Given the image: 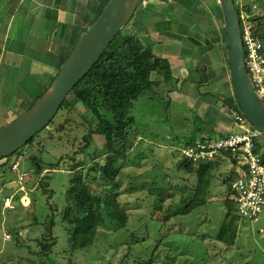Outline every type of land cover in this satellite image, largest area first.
<instances>
[{"label": "rangeland", "instance_id": "rangeland-1", "mask_svg": "<svg viewBox=\"0 0 264 264\" xmlns=\"http://www.w3.org/2000/svg\"><path fill=\"white\" fill-rule=\"evenodd\" d=\"M149 1L144 0L142 3L146 9H142V5H139L130 21L123 27V33L131 34L134 29L138 31L141 22L148 20L145 19V14H149L148 10L150 9H152L150 14H155L154 16L158 18L162 16L167 18L170 13H174V8L171 12L167 11V8H171L169 1L153 0L152 3H149ZM196 2L198 12H196L197 14L194 12V20L199 27L195 29V36L201 40L204 37H209L214 42L213 49L216 51L219 48L220 50V53L215 54L217 62L222 57L225 58L224 77L220 81V84H222L221 89L217 91V89H213L214 85H212L211 91L219 93L222 91L224 92L223 94L220 93L222 98L229 97L233 93L228 75L226 34L219 0H196ZM234 2L239 13L248 16V20L254 26L255 31L259 34H264V0H234ZM152 4H154L155 8H153ZM141 16L143 17L141 18ZM146 24L145 31L147 35L153 37L154 40L158 39L161 34L156 32L154 24L148 21ZM2 26L0 23V32L3 31ZM39 36L46 45L49 44V38L45 33L43 34L42 32ZM54 41H58L56 42L57 44L62 42L55 36ZM14 46L18 45L15 44ZM22 47L24 48L23 45ZM11 49H13L12 46ZM32 53V50L26 48L25 58L33 55ZM9 55L11 54L9 53ZM167 74V69H162L159 72L152 73V78L160 80ZM25 85L27 86L28 83ZM163 87L164 89L160 86L157 91L149 90L141 94L135 103V108L132 109V114L135 116V123L132 129L134 130V139L130 137L132 138L130 144H133L127 154L126 160L128 163L123 167V175L119 179L121 181V186L119 187L121 193L118 196L120 203L127 204L129 209V219L125 227L126 229H121L118 233L114 234L100 230L103 241H100V244L91 253L85 254L83 250L68 253V234L58 216V224L54 228L56 243L50 254V260L44 257L45 255L41 252L38 244H33L29 240L27 243V241H22L19 238H17L16 244L15 233L27 229L34 217L42 221L48 212V206L45 204V200H43V195L38 191L40 183L48 182V178L41 177L45 170L40 175L33 174L32 168L34 167L30 161L31 156L29 153H33L35 150L26 144L14 154L4 158L5 165H0V264H264V210L257 222H242L239 225L238 237L243 240V243L229 250L223 246L214 247V239L210 236L216 232L223 216L224 209L223 206L221 207L220 202L217 200L209 202L207 204L209 212L206 215L201 214L204 212L205 206L199 209L196 208L193 212H187L196 204H189L188 202L192 194L191 187L193 188L196 179L193 173L188 174L185 166L182 167V164L178 165L180 163L179 160L177 161V158L180 157L179 149L186 143L191 142L189 138H191L190 134L192 133L188 132V128L193 124H197V120L192 119L190 121L188 119V115L192 117V114L185 107H183L185 115H175V109L179 111L180 109L174 107V104L168 101V92L166 93L168 84L163 85ZM28 89L33 90V87L29 86ZM39 91V89L36 90V94H34L36 98L40 94ZM11 102L12 100H9L7 104L3 102L0 104L1 118H6L4 123L23 112V110H20V112L19 108L15 104L12 105L13 103ZM72 104L73 109L71 112L67 113L64 109L63 111L60 110L55 116L54 122L49 128H54L55 124L57 126L63 120L65 121V127H63L60 133L56 130H50L52 131L51 137L53 138H47L48 141L43 143L45 148L41 155L44 161L53 159L54 163L57 159H62L56 171L49 177L50 181L48 184L54 189L55 194L53 197L51 195L50 199H46L49 206H51V210L53 209L56 214H58V211L65 204V199L62 198V195L67 186L68 165L77 160H84L86 169L87 165L92 163L94 159H92V156L103 160L102 154L104 148L100 137L94 134L86 145L87 141L82 137L86 134L87 127L92 122L91 118L86 117L84 113L85 109L80 103L72 102ZM67 117L73 118V123L65 119ZM46 133L45 129L39 131V135L37 134L35 141L41 139ZM53 139L57 140V143ZM260 141L264 142V134H261ZM36 144L34 147H37ZM79 149L81 152L78 151ZM87 149L91 152L92 156L88 155L89 152L86 154L88 156L85 155L83 150ZM261 151L264 152V143L262 144ZM95 152L96 154H94ZM77 153L78 155L76 156ZM19 154L22 155L19 165L21 170L26 172V175L24 177L23 189H20L21 191L18 193L14 192L15 188H9L7 184L3 185L2 178L13 176L10 164ZM34 155V157L37 156V154ZM72 155L75 157L74 160L68 158ZM173 161H176L175 165ZM220 169L223 170V167ZM208 172L213 174L214 179L212 184L216 183L220 185L222 183L219 175L215 177V172L212 170H208ZM48 173H51V171ZM190 174L192 175L190 176ZM153 176L165 178V181H162V183L166 184V186L170 182L169 192L174 198H167L168 200L165 201V205H172L174 207L178 199L183 197L182 194H186V202L183 209V212L186 213L179 216L177 227H170V222H166V217L170 212L164 206L155 208L151 205L153 199H150V207H144L146 203L142 200H139L137 204L134 198H138L137 196L141 190L134 192L132 195H127V191L131 189L129 187L130 184H128L129 180L137 177L135 183L131 184L135 185L134 188H139L143 184L149 185V178ZM98 179L99 177L96 178V181ZM231 180L222 183V185L226 184L227 190L230 189ZM86 181L88 182V180ZM89 184L93 190H96L95 182L89 180ZM16 188L18 189L17 185ZM98 190L103 189L98 188ZM22 195H25L24 198H22ZM27 196L36 199L34 204H32L33 201L31 202V199L28 205L23 204L22 201L27 202L29 200ZM46 196L48 195L46 194ZM140 196L142 194L139 195V199H141ZM4 197H11V202H16V204L3 208L2 199ZM140 204L141 207L137 208L136 206ZM221 208L222 210H220ZM214 212L216 213L214 214ZM169 227L171 229H168ZM4 233L10 234L12 238L5 239ZM30 240L34 241L32 238ZM135 240H138L139 243L134 244V246L138 245L130 253L125 242ZM50 242L51 239H48V244ZM209 244L212 245V249L209 248ZM148 260H151L150 263H147Z\"/></svg>", "mask_w": 264, "mask_h": 264}, {"label": "trees", "instance_id": "trees-1", "mask_svg": "<svg viewBox=\"0 0 264 264\" xmlns=\"http://www.w3.org/2000/svg\"><path fill=\"white\" fill-rule=\"evenodd\" d=\"M153 8H155V6ZM193 25H196V23H193ZM157 28L159 30L175 31L176 23L170 19H165L157 23ZM122 30L123 28L114 36L98 61L75 84L57 111L58 113L60 110L63 111L65 109L66 112L69 113L73 109L72 102L80 103L85 109L84 113L86 117H90L92 120L91 124L87 127L86 134L82 136L83 139L87 141L85 145L92 136L96 134L100 137L104 148L102 154L103 160L93 157L88 149L83 150L85 155L89 152L88 155L92 156V159L94 158L92 163L87 165L86 169L84 160H77L68 165L67 186L62 195V198L65 199V204L63 208L58 211V214H56L53 209L51 210V206H49L47 203L48 200L46 199H50L49 197L51 195L53 197L55 194L54 189L48 184L50 181L49 177L54 173V170L58 168L62 159L60 160L59 158L54 163L53 159L44 161L41 155L45 148L43 143L48 141L47 138H53L51 137L52 131L50 130H56L60 133L63 127H65V121L63 120L57 126L55 124L54 128H49L54 122V118L57 115L56 113L53 119L44 128L47 133L44 134L41 139L35 141L37 133L26 143L29 147L34 148L33 150H35V152L33 153L37 154V156L34 157L35 155L33 153H29L31 156L30 161L34 167V175H40L45 170L41 177H45V179L48 178V182H41L40 189H38L41 195H43L44 199H42L45 200V204L48 206V212L42 221L38 220L36 217L33 218V221L30 222L27 227V229H29L27 234L24 233L23 230L15 233V243L17 244V238H19L22 241H27V243L29 240L33 244H38L41 248V252L45 255L44 257L49 260L51 259L50 254L56 243L54 228L58 224V216L60 217L61 223L64 224L63 227L66 228L65 230L68 234V253L83 250L85 254L91 253L93 249L97 248L100 241H103L101 239L100 230H104L103 232L108 231L113 234L116 232L118 233V231L126 227L129 219L127 204H121L118 198L121 193L119 190L121 181L119 179H121L123 175V167L128 163L126 160L127 154L131 150L130 147L133 144H130V142L132 138L134 139V130L132 129L135 123V116L132 114V109L135 108L134 105L138 97L149 90L151 91L152 85L155 84L150 77L153 67L152 63L155 59L152 52L147 49L140 34L131 33L127 35L123 33ZM259 36L264 43V34L260 33ZM192 41L196 46L202 49V52H205L204 49H206V46L211 49L213 44L209 39H207L204 44H201L196 39H192ZM63 62H61L60 67ZM39 97H37V99ZM222 101L228 111H239V107L233 95L223 97ZM65 119H68L70 123L74 121L73 118L67 117ZM53 141L57 143V140L53 139ZM35 144L37 147H34ZM262 144L263 143L258 146L260 150L262 149ZM78 151L81 152L80 149ZM94 154H96V152ZM77 155L78 153L76 156ZM262 156L264 158V152H262ZM68 158L74 160L75 157L72 155ZM0 161L2 162L0 165L6 164L3 159ZM215 162L217 163L215 160L206 164L194 165L183 160L179 161V165L182 164V167L185 166L188 174L193 173L196 179H194L195 184L193 188L191 187L192 196L188 200L189 204L196 203L191 208L201 204H207L206 194L213 179V174H210L208 170L213 171L214 168L217 169V164ZM50 171L51 173H48ZM46 174L47 176H45ZM191 175L192 174H190V176ZM225 176L224 181L237 178V175L234 176L233 174H227ZM98 177L99 179L96 181ZM85 179L88 180V182ZM136 179L137 177H134L129 180L128 184H130L129 187H131V189L127 191V195H132L134 192L141 190L139 193V195L142 194V196H140L141 199H139V195L137 196L138 198H134L137 204L139 200H142L146 203L144 207H150V201L153 199L151 205L155 208L164 206L165 209L170 212L166 217V222H170V227H177L179 216L186 213L183 212L186 194H182L183 197L178 199L174 207L172 205H165V201L174 198L169 192L170 182L167 183L168 185L166 186V184L162 183V181H165V178L162 179L161 176H153L149 178V185L143 184V186L139 188H134L135 185L132 184L135 183ZM89 180L95 182L96 190L91 188ZM98 188L103 190H98ZM46 194L48 196H46ZM35 201L36 199L33 197L31 200L32 204H34ZM223 204L225 207L222 213L223 216L216 232L211 236L216 243L220 244V247L223 246L225 249L229 250L234 249L236 246H240L237 241L239 238V225L242 222L248 221H244L237 214L236 202L230 193ZM136 207H141V204ZM170 227L168 229H171ZM30 238L34 241H31ZM48 239H51L50 244H48ZM125 243L127 244L128 252L132 253L134 247L138 245L134 246V244L139 242L135 240L131 242L126 241ZM150 261L151 260H148L147 263H150Z\"/></svg>", "mask_w": 264, "mask_h": 264}, {"label": "crops", "instance_id": "crops-1", "mask_svg": "<svg viewBox=\"0 0 264 264\" xmlns=\"http://www.w3.org/2000/svg\"><path fill=\"white\" fill-rule=\"evenodd\" d=\"M1 1L0 23L3 25V31L0 32V104L2 102L7 104L9 100H12V105L15 104L20 111L28 109L37 99L34 95L36 90H40L39 97L49 87L61 62L64 61L71 51L70 49L73 48L89 24L94 21L107 0ZM152 1L150 0L149 3ZM167 1L171 7L167 8V11L171 12L174 8V13H170L167 18L164 16L158 18L154 16L155 14H150L152 9L148 10L149 14H145V19L148 20L141 22L138 31L134 29L132 32L142 36L147 49L154 55L155 61H153L154 65L152 64L150 77L155 84L152 85L151 91H157L160 86L164 89L163 85L168 84L166 88L168 89L166 91V93L168 92V101L180 109V111L175 109V115H185L183 113V107H185L192 114V117L188 115V119L190 121L192 119L197 120V124L188 128V132L192 133L190 134L191 138H189L191 142L198 138L219 137L239 130L233 122L232 111H228L222 101L220 93L223 94L224 92L211 91L212 85H214L213 89H217V91L221 89L220 81L224 77L225 58L222 57L217 62L215 54L220 53L219 48L215 51L212 44L211 49L206 46L205 52H202V49L192 41V39H196L204 44L207 39L210 40L209 37H204L201 40L195 36V29L199 27L198 24L193 25L196 23L194 14L198 12L196 0ZM152 5L154 6V4ZM142 9L146 8L142 5ZM165 19H170L176 23L175 31L157 28V23ZM147 21L152 22L156 32L161 34L158 39L154 40L153 37L147 35L145 31ZM42 32L49 38L47 45L39 36ZM54 36L62 42L57 44L58 41H54ZM15 44L18 46H14ZM26 48L33 51V55L27 58H25ZM162 69H167L168 74L163 79H153L152 73ZM26 83H28L27 86ZM29 86H32L33 90L28 89ZM5 119V117L1 118L0 115V127L7 123H4ZM261 143L264 142L261 141ZM178 160L180 161L181 157L177 158ZM216 161L217 169L213 172H215V177L217 175L221 177L222 183L225 182V175H237L229 156L219 157ZM175 162L173 161L174 165ZM0 163L2 162L0 161ZM221 167L223 170L220 169ZM11 173L13 176L3 177L2 183L11 188L15 186L14 192L19 193L21 190L16 188L17 173L25 174L26 172L22 171L19 165L18 172L11 170ZM213 179L206 194L207 204L217 200L224 209L223 202L228 197L230 189L227 190L226 184H212ZM27 197L29 201L32 200L31 197ZM12 204L14 203L12 202ZM207 204L190 208L187 212H193L194 209L205 206V210L201 214L206 215L209 212ZM28 231L29 229L23 230L26 234ZM213 243L214 247L220 246L215 241ZM241 243L243 240L240 239L239 245ZM209 248L212 249L211 244H209Z\"/></svg>", "mask_w": 264, "mask_h": 264}, {"label": "water", "instance_id": "water-1", "mask_svg": "<svg viewBox=\"0 0 264 264\" xmlns=\"http://www.w3.org/2000/svg\"><path fill=\"white\" fill-rule=\"evenodd\" d=\"M143 1L107 0L77 40L45 92L28 109L0 127V160L14 154L48 125L68 93L98 61ZM219 4L224 20L228 75L233 96L250 126L264 134V101L253 88L245 68L239 12L234 0H219Z\"/></svg>", "mask_w": 264, "mask_h": 264}, {"label": "built area", "instance_id": "built-area-1", "mask_svg": "<svg viewBox=\"0 0 264 264\" xmlns=\"http://www.w3.org/2000/svg\"><path fill=\"white\" fill-rule=\"evenodd\" d=\"M244 63L251 84L258 96L264 99V43L248 16L239 13ZM232 119L239 129L219 137L198 138L185 144L180 151L181 160L190 164H206L219 157L229 156L237 171V178L230 182V194L236 202V212L244 220L255 223L264 210V158L258 147L261 133L253 129L240 111L232 112ZM22 155L19 154L11 169L18 172ZM25 174L17 173L18 189H23ZM24 198V195H22ZM24 205L29 204L22 201ZM12 205L11 198L2 200V207ZM11 239L10 234H4Z\"/></svg>", "mask_w": 264, "mask_h": 264}]
</instances>
